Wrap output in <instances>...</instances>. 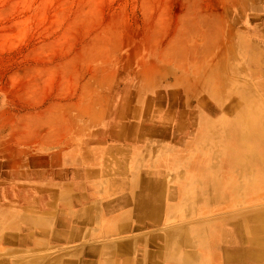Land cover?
I'll return each mask as SVG.
<instances>
[{"label":"rangeland","instance_id":"374dc122","mask_svg":"<svg viewBox=\"0 0 264 264\" xmlns=\"http://www.w3.org/2000/svg\"><path fill=\"white\" fill-rule=\"evenodd\" d=\"M263 119L264 0H0V207L42 208L91 170L118 202L133 172L142 184L161 164L215 185L190 210L149 200L157 213L143 226L136 205L131 234L159 239L264 210ZM235 142L245 150L234 162ZM239 161L249 196L234 187Z\"/></svg>","mask_w":264,"mask_h":264},{"label":"crops","instance_id":"0c3cea01","mask_svg":"<svg viewBox=\"0 0 264 264\" xmlns=\"http://www.w3.org/2000/svg\"><path fill=\"white\" fill-rule=\"evenodd\" d=\"M97 171L91 170L86 183L77 190L68 185L60 196L47 197L42 208L37 204L22 208L14 204L0 207V264H161L164 261L211 264L217 260L220 249L225 264H258L257 259L264 256L262 247L245 248L244 240L229 235L216 246H197L199 251L193 250L196 246L187 244L190 251L182 253L179 250L181 228L165 233L160 240L146 233H129L128 211L113 215L121 200L115 202L116 198H111L109 191L101 190L96 184ZM147 175L151 174L147 172ZM166 178L164 171L162 182H167ZM56 199L61 204L58 205ZM141 199H145L142 202L146 201L150 209L141 208L139 200L132 202L129 208L138 205L141 209L138 222L143 226L157 210L151 208L156 207L151 206L147 198ZM174 204L169 206L173 211L177 210ZM86 209L89 210L87 217L82 216ZM190 254L201 257L202 262L188 258Z\"/></svg>","mask_w":264,"mask_h":264},{"label":"bare ground","instance_id":"6f19581e","mask_svg":"<svg viewBox=\"0 0 264 264\" xmlns=\"http://www.w3.org/2000/svg\"><path fill=\"white\" fill-rule=\"evenodd\" d=\"M236 134L238 135V133ZM247 137H248V134H243L239 132V138L246 139ZM255 137L259 141L261 140V138H259V135L258 137L257 136ZM237 142H235L236 145L233 146V148H231V151H230V156L234 158L233 159L234 162L240 160L239 157L238 158L236 157V156H239L240 152H235L236 150L241 149V147L239 146ZM255 144H260V142H255ZM262 144L263 143L260 144V148L262 147ZM251 147H252V151L255 152V154L259 156V154H257L258 150H256L254 146H251ZM199 149L200 148H196L194 152L198 151ZM241 150L243 151L245 149L243 148ZM228 153L226 155H229ZM194 157H196V154H192L190 161H194L195 160ZM260 157H262L261 160H263V163H264V154H261ZM212 160L217 161V163H215L214 166L217 167V169L219 170V173L227 172V169L224 170L223 168L225 159L223 163L222 162L218 163L219 161H221V157H218L217 155H213ZM191 164L194 166V163H191ZM221 164L223 166L219 167V165ZM244 166L248 167L247 164H242V162L239 161V170H238L239 179L237 183H234L235 184L234 187H237L235 189L237 190L238 193L243 194V195L247 194V196H249L248 194L250 193H247V192L251 190V187H255V184L253 183V181H251V179H245L240 174ZM259 168L257 169L259 170ZM262 169L263 170L259 172L263 176V183H264V168ZM164 171L167 173V178H166L167 182H162L163 181L162 175ZM150 174H151L150 177L147 180H144L143 183L141 184L140 179H137L139 177H142L141 172H139L138 174H137V171L133 172L132 181L125 185V188L129 189V193H131V195L129 197L126 196L125 200H121L120 204L116 206L117 209L116 211H114L113 215L116 213H121L120 211H124V212L128 211V214H130L129 207L131 206V203L134 202L135 200L137 201V199L140 197L147 198L148 200H151V199L160 200L159 197H163L162 200L166 199L169 206H171V204L174 202L175 203L174 205L177 209L183 210L185 208V209L190 210V207H194L196 203L194 200V197L198 196L197 193L200 192L203 195L204 192L206 191V193L208 192L207 193V196H208L209 191L212 189L210 185L212 186L215 185L213 184V182L211 184L209 181V178H207L205 175L200 174L199 171H195V169L193 170L191 168H188L187 170L167 169L166 171L163 169V166H161V164H158L157 166L155 165V167L152 168ZM168 177L171 179H168ZM204 177H206L207 179L206 181L204 180ZM103 178H104V175L102 174V179ZM137 180H138V183L135 182ZM174 180H176L175 183H173ZM95 182L97 185H106L100 181H95ZM198 183H202V186L198 187L197 185ZM109 185L110 184H108V186ZM208 187H210V189H208ZM223 190L229 191V186H227L226 188H223ZM260 190L263 191V188L261 187ZM160 191L162 192L160 193ZM257 197L259 198V195ZM141 198L139 199L140 202H142V200H145ZM140 204H141V207L144 206L147 210L150 209L149 205L146 204V201ZM88 211L89 210L87 209L83 210L82 216L85 215V217H87V215H89ZM215 223L216 224H213V225L210 223L211 225L207 224L205 226L193 224L192 226H188L184 228L183 231L181 232L182 242H186L189 245L196 244V246H199L201 248H204V247L207 248L211 244L216 246L221 239L227 238V236L229 235L233 238L242 239L244 241L252 243L251 245L252 247H256L257 245H260V247H262V252H264V210L248 212L241 216H232L230 218H225ZM221 224L222 225L227 224L228 229L222 230L220 232L221 234L217 233L216 231L213 232V229L214 228L216 230L219 229L217 228V226ZM197 243H199L201 246ZM187 257L195 259L199 263L202 262L203 260L201 257H198L196 254H190Z\"/></svg>","mask_w":264,"mask_h":264}]
</instances>
